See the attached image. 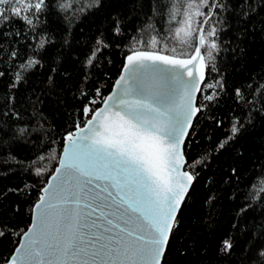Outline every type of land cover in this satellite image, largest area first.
I'll return each instance as SVG.
<instances>
[{"label": "trees", "instance_id": "trees-1", "mask_svg": "<svg viewBox=\"0 0 264 264\" xmlns=\"http://www.w3.org/2000/svg\"><path fill=\"white\" fill-rule=\"evenodd\" d=\"M45 5L39 13L5 11L9 19L0 18V264L30 224L64 135L90 117L85 106L101 104L125 56L151 51L190 57L210 12L203 35L215 29L206 39L217 47L209 59L207 44L202 46L206 76L183 145L184 168L194 181L161 264H264V0ZM189 18L191 35H177ZM233 124L239 132L228 140ZM225 240L232 243L226 251Z\"/></svg>", "mask_w": 264, "mask_h": 264}, {"label": "snow or ice", "instance_id": "snow-or-ice-1", "mask_svg": "<svg viewBox=\"0 0 264 264\" xmlns=\"http://www.w3.org/2000/svg\"><path fill=\"white\" fill-rule=\"evenodd\" d=\"M9 2L0 0V5ZM45 6V0H13L10 9L0 8V18L9 19L5 11L19 16L30 9L39 13ZM22 18L32 24L27 15ZM185 23L184 34L190 36V18ZM180 32L177 29V35ZM207 35L214 36L215 29ZM205 44L211 59V49L217 45L204 35L187 59L151 51L127 56V76L117 80L116 93L103 99L105 106L98 112L85 106V114L94 113L91 119L67 134L55 183L40 197L38 226L32 235L24 234L26 239L15 250L18 255L4 259V264H160L176 213L193 180L181 171L182 145L199 111L194 91L198 80H204L201 46ZM205 99L211 101L213 96ZM238 132L233 124L227 139ZM83 209L99 212L102 224L93 222L94 231L82 230ZM231 247V241L225 240L222 250ZM260 255L264 257V250Z\"/></svg>", "mask_w": 264, "mask_h": 264}, {"label": "water", "instance_id": "water-1", "mask_svg": "<svg viewBox=\"0 0 264 264\" xmlns=\"http://www.w3.org/2000/svg\"><path fill=\"white\" fill-rule=\"evenodd\" d=\"M211 13H212V12H210V14H209L208 16H206V17L203 19V21L201 22V24H200V27H199V30H198V33H197V37H196V47H197V46H200V45H199V37H200V35H203V31H204L205 23H206V21L208 20V18L210 17ZM131 54H132V53H129L128 55L125 56L124 61H123L122 68H121V70H120V73H119V75L117 76V78L115 79V81H114V83H113V85H112L110 91H109L108 94L104 97V99L107 98V97H109V96L114 95V94L116 93V91H117V84H116L117 80H118L121 76H127V72L125 71V65L128 63V61H127V56H129V55H131ZM156 54H158V55H163V54H160V53H156ZM193 54H194V52H193ZM201 55H202V46H201ZM165 56H167V55H165ZM177 58H180V59H187V58H189V57H187V58L177 57ZM145 63L151 64L152 62H151V61H146ZM156 63L158 64V66H159L160 68L168 69L169 71L172 70V66H170V65H163V64H161L160 62H156ZM197 63H198V62H197ZM177 70H178V71H183L182 69H177ZM203 74H204V79H205V76H206V66H205L204 69H203ZM184 78H185L186 80L189 79V77L187 76V74H185ZM203 82H204V80H203V81H199V80H198V88H197V90L194 91V105H195V107H197V108H198V106H197V104H196V100H197V96H198V94H199V91H200V89H201V86H202ZM104 106H105V105H104V103H103V101H102L101 104H100L95 110L98 112V111L102 110V109L104 108ZM197 113H198V112H197ZM197 113H196V115H197ZM93 114H94V113L92 112L91 115H90V117H88V118L86 119V121H85L82 125H79V126H80V127H84V125H85V123L87 122V120H88V119H91V117H92ZM196 115L192 117L191 126H192V123H193V121H194ZM191 126H190V127L188 128V130H187L188 133H189V131H190ZM76 128H77V125L75 126V128H74L71 132H75ZM67 134H68V133H67ZM67 134L64 135L63 147H62V150H61V152H60V155H59V159H58L57 165L55 166L53 172L49 175V177H48V179H47L45 185L41 188V191H40L39 197H38L37 201L34 203V205L32 206L30 224L28 225V227L26 228V230L21 234V236H20V238H19V241H18V244H17L16 247L14 248V250H13L12 254L10 255V257H13V256L18 255V253H16L15 250H16V249H17V248H18V247L24 242V240L26 239V237H25L24 234H25V233H28V235H32V234H33V231H32V230L34 229V227H37V226H38V217H39V215H40V212L42 211V209H41L40 207H38V206L41 204L40 197L46 195V193L44 192V189L49 188L50 184H54V183H55V182L53 181V177H56V176L58 175L57 172H56V169L60 167V157L64 154V150H65V147H66V144H67V140H66V136H67ZM187 135H188V134H187ZM187 135L184 136V142H185V139H186ZM183 145H184V143H183ZM183 145H182V151H183ZM185 163H186V158H185V156H184V152H183V162H182L181 171L188 172L190 175H192L188 170H186V169L184 168ZM193 181H194V178H193L191 184L188 186V190H187V192H186L185 195H184V199L181 201L180 208H181L182 203H183L184 200H185V197H186V195H187V193H188V191H189V189H190V187H191ZM91 187H92L93 189H95V184L91 185ZM97 191H98V189H97ZM102 198H103V197H101V199H102ZM179 210H180V209H179ZM179 210L177 211L176 216H177ZM83 211H84V213H85V216H84V218L82 219V222H81L82 225H84V227L82 228L83 231H85V232L89 231V230L91 229V226L93 225V222H95L97 225H101V224H102V221H101L100 219H98V217H99V212H98V211H97V212H93V211H91L90 209H83ZM113 211H114V209H113ZM91 230L94 231V229H91ZM166 246H167V245H166ZM166 246H165V249H166ZM164 252H165V250H164ZM163 255H164V253H163L162 256H161V261H162ZM3 264H4V263H3ZM17 264H19V261L17 262ZM160 264H161V262H160Z\"/></svg>", "mask_w": 264, "mask_h": 264}, {"label": "rangeland", "instance_id": "rangeland-1", "mask_svg": "<svg viewBox=\"0 0 264 264\" xmlns=\"http://www.w3.org/2000/svg\"><path fill=\"white\" fill-rule=\"evenodd\" d=\"M32 2L34 3L35 2V0H32ZM13 6V0H10V2H9V4L8 5H0V8H5V9H10L11 7ZM15 6H19V4H16ZM23 13V12H22ZM21 13V14H22ZM189 20V19H188ZM192 25H191V22H190V27H191ZM200 27V26H199ZM187 28H188V25L184 22V24L181 26V32H180V34H181V36H184L185 34H184V32L187 30ZM192 30V29H191ZM198 30H199V28H198ZM198 30H197V33H198ZM209 31H211V30H209ZM196 33V34H197ZM206 38L207 37H209V36H205ZM207 40V39H206ZM209 43H210V40L208 39L207 40Z\"/></svg>", "mask_w": 264, "mask_h": 264}]
</instances>
